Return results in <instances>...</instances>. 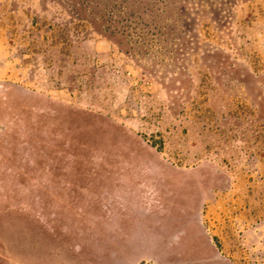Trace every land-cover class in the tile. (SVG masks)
I'll list each match as a JSON object with an SVG mask.
<instances>
[{
  "label": "rangeland",
  "instance_id": "1",
  "mask_svg": "<svg viewBox=\"0 0 264 264\" xmlns=\"http://www.w3.org/2000/svg\"><path fill=\"white\" fill-rule=\"evenodd\" d=\"M127 2L0 0V264H264V0Z\"/></svg>",
  "mask_w": 264,
  "mask_h": 264
},
{
  "label": "trees",
  "instance_id": "2",
  "mask_svg": "<svg viewBox=\"0 0 264 264\" xmlns=\"http://www.w3.org/2000/svg\"><path fill=\"white\" fill-rule=\"evenodd\" d=\"M129 1L130 2H127L128 4H126V7H124L125 9H130L132 4H134V8L137 7V3H138V5H140L143 2H147V4H148V5L146 4V6H147L146 8L145 7L140 8L141 11L137 10L134 12V18H137V19L139 18V16L143 17V15H146L145 13H146V10H148L149 6L151 8L152 7L154 8V6H158V9H159V7L161 6V3H162L161 0H159V1L158 0H129ZM199 10H200V15H201L202 11H204V10L201 8ZM152 15H153V13H152ZM128 16L130 17L131 15H128ZM153 16L155 17L156 15L154 14ZM131 19H132V16H131ZM177 21H178V18H177ZM181 22H182V20H181ZM162 24H163V22H161V25L159 26V28L153 32L152 31L151 32L146 31V33H143V35L141 36L144 39L143 44L135 45L134 48L128 47V49L130 48L133 50V52L130 54H132V57L134 56L133 57L134 59H145L146 55L148 54V52L151 49V45L149 44L150 40L151 41L153 40L156 43L155 45L157 48H159V49L164 48V50L166 49V47H167L166 42L169 38H167V36H168L167 30L162 29V28H164V26ZM103 34L106 35L108 38H112V39L115 38L116 36H122V37L127 36V33L124 31V29H116V30L115 29L114 30L106 29V31H103Z\"/></svg>",
  "mask_w": 264,
  "mask_h": 264
}]
</instances>
